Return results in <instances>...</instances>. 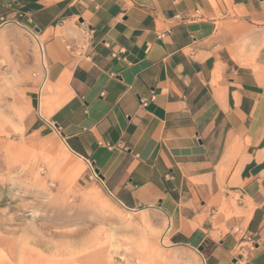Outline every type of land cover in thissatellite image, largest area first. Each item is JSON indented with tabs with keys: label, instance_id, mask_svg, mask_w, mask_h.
Instances as JSON below:
<instances>
[{
	"label": "crops",
	"instance_id": "crops-1",
	"mask_svg": "<svg viewBox=\"0 0 264 264\" xmlns=\"http://www.w3.org/2000/svg\"><path fill=\"white\" fill-rule=\"evenodd\" d=\"M3 21L41 45L31 131L159 213L171 264H264V0H0Z\"/></svg>",
	"mask_w": 264,
	"mask_h": 264
},
{
	"label": "rangeland",
	"instance_id": "rangeland-1",
	"mask_svg": "<svg viewBox=\"0 0 264 264\" xmlns=\"http://www.w3.org/2000/svg\"><path fill=\"white\" fill-rule=\"evenodd\" d=\"M39 54L27 30L2 27L0 264H171L159 213L123 209L90 165L72 154L83 168L66 165L58 137L31 131L30 88L44 76Z\"/></svg>",
	"mask_w": 264,
	"mask_h": 264
},
{
	"label": "bare ground",
	"instance_id": "bare-ground-1",
	"mask_svg": "<svg viewBox=\"0 0 264 264\" xmlns=\"http://www.w3.org/2000/svg\"><path fill=\"white\" fill-rule=\"evenodd\" d=\"M25 30H26V29H25ZM27 31H28V30H27ZM28 32H29V34L32 35V37L35 39V41L38 42L37 38H36L32 33H30V31H28ZM38 47H39V53H40V54H39V55H40V63H41V67L43 68V73H44V71H45L44 59H43V55H42L41 45H40L39 42H38ZM41 89H42V88H41ZM38 100H39V99H38ZM62 147H63V148H61L60 151H59V155H60V157L64 160V162L66 163V165H68V166H69L70 168H72V169H75V170H81V169L83 168V165H82L81 161H80V162H75V161L71 158L70 154H72V153L69 151V149L66 147V145L63 144ZM76 160H78V159H76ZM163 238H164V237H163ZM163 238L161 237V239H160V245H161V247L166 248L167 246H164Z\"/></svg>",
	"mask_w": 264,
	"mask_h": 264
},
{
	"label": "built area",
	"instance_id": "built-area-1",
	"mask_svg": "<svg viewBox=\"0 0 264 264\" xmlns=\"http://www.w3.org/2000/svg\"><path fill=\"white\" fill-rule=\"evenodd\" d=\"M3 22L7 23L6 21H3ZM78 29H79L80 35L82 36L84 40H89L92 37L93 32L89 26L84 25L83 23H80ZM237 231L238 230H235V232ZM245 247H246L247 252H250L254 249V245L251 242H249Z\"/></svg>",
	"mask_w": 264,
	"mask_h": 264
},
{
	"label": "water",
	"instance_id": "water-1",
	"mask_svg": "<svg viewBox=\"0 0 264 264\" xmlns=\"http://www.w3.org/2000/svg\"><path fill=\"white\" fill-rule=\"evenodd\" d=\"M91 166H92V165H91ZM93 172H94V174L98 177V179H99L100 181H102V177L99 175L98 171H97L96 169H93ZM198 251H201V249H199Z\"/></svg>",
	"mask_w": 264,
	"mask_h": 264
}]
</instances>
